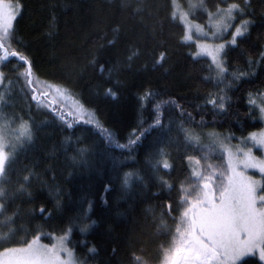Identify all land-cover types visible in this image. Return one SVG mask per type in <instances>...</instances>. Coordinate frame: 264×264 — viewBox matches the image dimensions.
I'll return each mask as SVG.
<instances>
[{"label": "trees", "instance_id": "1", "mask_svg": "<svg viewBox=\"0 0 264 264\" xmlns=\"http://www.w3.org/2000/svg\"><path fill=\"white\" fill-rule=\"evenodd\" d=\"M4 1L20 6L8 45L28 57L35 79L64 88L93 123L32 101L22 62L0 64L1 125L23 121L32 132L0 180V251L67 235L78 264H163L184 208L188 157L202 159L187 135L215 130L236 140L262 129L250 100L264 96V0H177L196 4L190 18L200 24L233 3L242 9L235 22L250 21L223 52L222 77L209 59L191 56L172 0ZM126 173L134 174L127 187ZM238 264L263 263L253 256Z\"/></svg>", "mask_w": 264, "mask_h": 264}, {"label": "snow or ice", "instance_id": "2", "mask_svg": "<svg viewBox=\"0 0 264 264\" xmlns=\"http://www.w3.org/2000/svg\"><path fill=\"white\" fill-rule=\"evenodd\" d=\"M19 7L18 3L13 5L0 0V64L10 58H16L22 62L25 66L22 75L26 84L31 86L34 83L31 61L7 43L14 33V22L19 15ZM240 11L242 9L237 3L228 5L226 9L218 8L217 13L222 15L219 22L214 25L216 31L212 32V37L218 38L222 32H227L229 28H232L231 21L235 19V13ZM213 15L215 14L209 13V18L211 19ZM186 16L187 14L181 15V23H184ZM172 18L176 19L175 11ZM249 23L250 21L244 20L235 27L232 39L229 41L231 45L237 43V38L244 36ZM197 29L198 36L207 37L209 35L203 28L197 26ZM192 31V26L185 24V36L183 37L185 43L193 41ZM196 44L197 51L194 57H210L218 74L222 75L227 71L221 57L226 47L224 43L213 45L197 40ZM163 59L164 54L162 53L157 63ZM4 79V73L0 71V85L3 84ZM56 91L60 92V87H57ZM32 93V101L40 104L36 89H32ZM107 94L115 95L111 89ZM41 95L47 97L48 93L42 92ZM250 102L256 103L255 100H250ZM6 103L5 95L0 92V119H3L2 107ZM210 103L216 105L217 101L212 100ZM219 107L223 108L222 102ZM260 111L264 116V107H261ZM61 119H65V116L61 115ZM83 122L93 123L91 115H88ZM161 123V119L157 117L152 127L160 126ZM10 125L11 121H8L0 128V180H3L9 172L10 164L15 159L17 144L32 139L31 128L27 122L22 121L18 128H12ZM71 126L69 123L68 127ZM186 138L189 141L198 140L190 134ZM138 139L139 136H136L130 144H135ZM249 140L253 142L254 147L264 149V132L251 134ZM238 151L242 152V158H238L235 162L229 152L228 172H218L213 169L211 172L202 173L198 170L200 160L188 157L189 163L196 166L191 170V176L195 179L191 189H182L184 193L182 203L185 206L175 229L172 247L162 249L163 264H237L238 261L255 256L257 251L259 260L264 261V192L261 191L264 184L244 171L256 169L264 175V159H258L253 155V147H248L246 151L243 149ZM160 154L164 155L162 151ZM162 167L169 169L171 165L165 159ZM208 168L212 166L208 165ZM133 175V173L125 174L123 180L125 187L129 185ZM23 179L27 182L29 178L25 176ZM4 196L5 193L0 188V197ZM168 210L171 212V205H168ZM3 211L4 204L0 202V214ZM44 211L40 209L41 214ZM89 226L85 224L80 231H87ZM67 239V235L61 236L56 244L49 247L41 244L40 236H36L30 242H25L24 246L5 247L0 251V264H75L73 252L66 246ZM61 253H64L63 257ZM135 259L140 260L139 257Z\"/></svg>", "mask_w": 264, "mask_h": 264}, {"label": "rangeland", "instance_id": "3", "mask_svg": "<svg viewBox=\"0 0 264 264\" xmlns=\"http://www.w3.org/2000/svg\"><path fill=\"white\" fill-rule=\"evenodd\" d=\"M4 2L10 3L6 1ZM172 4H173V12L174 11L176 12L177 21L181 25L184 26V36H185V24H190L193 28V31H192L193 41H190L187 43L193 46L191 56L194 57V53L197 51V44H196L197 40H199L202 43H210L213 45L224 43L226 45L224 51L227 49V47L233 46L229 43V41H231L232 39V33L234 32L235 27L239 26L243 21L241 23H238V22H235V19L232 20L231 23L233 27L229 28L227 32H222L218 38H214L212 37L211 34L212 32L216 31L214 25L219 22L221 15H222L221 13H217L216 11L214 13L215 15H213L211 19L208 17L207 21H205L204 24H200L196 22L194 19L192 20L190 18V12L196 8V4L193 3L187 8L183 7L180 3L177 2V0H172ZM227 7L221 8V9H226ZM183 14H187V16L185 17L184 23H181L180 17ZM235 16H236V13H235ZM197 26H199L200 28H203V30L207 32L209 35L207 37L198 36ZM223 52L221 53V57L223 56L222 55ZM194 58H205V59L207 58L211 62V58L207 56L194 57ZM212 66L215 71V76L222 77L221 74H218L214 65ZM32 78H33L34 83L31 86L33 89H36V94L41 95L42 92L48 93V96L45 97L46 100H43L40 103V104H43V106L46 107L47 109L51 105H55L56 108H61V111H63L64 113H67L68 115H72L73 118H76L80 122L87 119L88 115L92 116V114H90L88 111L86 112L83 107L81 108V105L77 102V100L73 98L71 94H68L64 88L60 86H55L53 84L41 82L40 80L35 79L34 77ZM57 87H60L61 89L60 92L56 91ZM254 100L256 102L254 104V107L257 109L258 117H260V120L262 122V129L258 131H254L251 134L264 132V116H262V113L260 111V108L264 107V96L261 97V99L259 100H256V99ZM2 127L3 126L1 125V121H0V128ZM251 134L234 140V139H230L227 135L223 133H219L215 130H209V131H204V132H199V133H191L190 135L198 138V140H195L192 142L200 146L201 151H202V159H200V165L198 166V170L201 171L202 173L211 172L213 169H215L218 172H228L229 171V152L232 155L233 162H235L238 158H242V152L238 150L243 149L246 151L248 147H253L254 156H256L258 159H264V149L253 146V142L249 140V137L251 136ZM188 163H189V160H188ZM208 165H211L212 168H208ZM193 167H196V166L194 164L189 163V181L183 186L182 189L184 188L191 189V185L195 179L194 177L191 176V170ZM241 170L243 169L241 168ZM244 171L246 172L247 175L252 176L254 179L260 180L261 183L263 184L264 175H262L258 170L247 169ZM182 195L184 197L183 192H182ZM183 206L185 205L183 204ZM57 239H55L53 244L57 243ZM51 246L52 245H50L49 247ZM66 246L68 247L67 243H66ZM61 256L63 257L64 253H61ZM255 256L259 258L258 251L256 252ZM73 260L75 264H78L75 261L74 255H73ZM239 262L240 261H238L237 264ZM261 262L264 264V261H261Z\"/></svg>", "mask_w": 264, "mask_h": 264}]
</instances>
